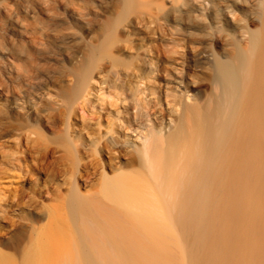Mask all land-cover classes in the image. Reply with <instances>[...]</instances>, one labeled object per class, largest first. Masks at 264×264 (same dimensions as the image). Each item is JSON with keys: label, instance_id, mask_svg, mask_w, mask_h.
Listing matches in <instances>:
<instances>
[{"label": "rangeland", "instance_id": "obj_1", "mask_svg": "<svg viewBox=\"0 0 264 264\" xmlns=\"http://www.w3.org/2000/svg\"><path fill=\"white\" fill-rule=\"evenodd\" d=\"M245 5L0 0V264L81 262L86 239L70 201L97 192L103 172L113 175L104 169L107 154L97 152L106 117L88 112L113 101L104 82L130 89L143 81L156 92L178 69L196 64L184 69L181 90L204 103L218 93L217 62L241 53L245 32L257 26ZM205 51L211 61L197 58ZM80 74L88 81L78 92ZM143 137L125 138L139 145Z\"/></svg>", "mask_w": 264, "mask_h": 264}, {"label": "bare ground", "instance_id": "obj_2", "mask_svg": "<svg viewBox=\"0 0 264 264\" xmlns=\"http://www.w3.org/2000/svg\"><path fill=\"white\" fill-rule=\"evenodd\" d=\"M234 1L257 26L241 53L217 62L218 93L204 103L181 90L184 69L196 64L156 92L143 81L130 89L104 82L113 101L88 112L106 117L97 152L113 175L104 170L98 197L68 201L86 243L81 262L65 264H264V0ZM86 77L77 78L78 92ZM167 120L169 130L161 128ZM128 132L143 133L142 143Z\"/></svg>", "mask_w": 264, "mask_h": 264}]
</instances>
